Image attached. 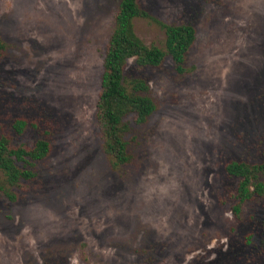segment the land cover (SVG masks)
<instances>
[{
	"label": "rangeland",
	"instance_id": "1",
	"mask_svg": "<svg viewBox=\"0 0 264 264\" xmlns=\"http://www.w3.org/2000/svg\"><path fill=\"white\" fill-rule=\"evenodd\" d=\"M119 1L0 0V134L52 145L18 200L0 191V264H264V196L236 214L225 170L264 161V0H141L146 44L159 21L197 38L182 71L129 61L157 108L114 166L96 110Z\"/></svg>",
	"mask_w": 264,
	"mask_h": 264
},
{
	"label": "trees",
	"instance_id": "2",
	"mask_svg": "<svg viewBox=\"0 0 264 264\" xmlns=\"http://www.w3.org/2000/svg\"><path fill=\"white\" fill-rule=\"evenodd\" d=\"M150 13L141 0H120L112 33L103 60L101 91L97 101L96 117L100 122L105 149L111 155L113 165L130 162L129 140L126 135L131 129L128 116L133 114L135 121L145 123L157 108L150 95V83L144 77L130 78L128 63L134 59L140 68L159 67L168 56L174 60L178 70L184 69L187 57L194 47L197 29L191 23L160 24L165 29V48L148 45L135 31L134 20L149 17ZM6 55V43L0 36V59ZM28 120L18 119L15 127L18 132L26 130ZM13 137L0 134V191L12 200H18L14 188L23 186L37 176L39 161L49 157L51 140L38 138L33 144H15ZM227 174L238 179L236 198L233 206L236 214L242 204L255 197L264 196V161L252 164L245 160H231L225 165Z\"/></svg>",
	"mask_w": 264,
	"mask_h": 264
}]
</instances>
